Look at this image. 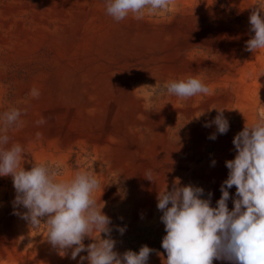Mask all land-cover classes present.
I'll list each match as a JSON object with an SVG mask.
<instances>
[{"label":"bare ground","instance_id":"1","mask_svg":"<svg viewBox=\"0 0 264 264\" xmlns=\"http://www.w3.org/2000/svg\"><path fill=\"white\" fill-rule=\"evenodd\" d=\"M202 1L173 0L168 16L145 15L136 20L129 13L120 22L106 14L101 0H9L0 8V47L11 52V58L27 55L45 43L56 50L50 68L26 73L12 99H5L0 84V115L13 107L27 110L21 117L23 127L9 129L7 147L19 143L24 148L25 170L45 158L60 162L64 174L58 180L73 177L66 148L71 142L90 143L94 158L108 160L112 181L106 198L115 210L103 214L111 220L110 236L116 241L114 251L120 254L138 253L142 246L149 247L154 236L162 241L166 232L157 194L166 185L171 190L177 178L181 186L202 188L203 199L211 193L210 206L216 205L228 178L226 161L237 155L234 137L245 125L251 126L258 113L264 114V71L252 59L256 52L238 65L231 42L241 39L246 43L244 33L217 31L220 35L215 34L213 43L206 30L191 25L190 9ZM25 14H29V26L22 20ZM201 43L205 46L198 48ZM207 43L217 52L216 58L207 57ZM225 67L221 76L205 80L209 70L219 73ZM189 76L201 79L211 93L181 100L166 90L161 95L159 88H140L156 83L162 88L169 80ZM33 87L41 93L38 99L30 95ZM212 107L225 108L232 138L227 143L218 138L217 127L211 124L217 115ZM41 118L46 123L37 126ZM212 134L214 140L209 138ZM148 170L155 182L144 177ZM5 185L0 183V227L14 237L10 229L14 211L24 213L26 209L22 205L14 208L15 188L9 184L6 192ZM232 191L236 193L235 186ZM119 227L125 228L123 234ZM138 229L139 236L129 246L123 235ZM147 232L152 233L149 239ZM47 234L36 241L37 248L26 250L11 240L0 262L52 263L58 252L47 242ZM101 238L107 236L101 233Z\"/></svg>","mask_w":264,"mask_h":264},{"label":"clouds","instance_id":"2","mask_svg":"<svg viewBox=\"0 0 264 264\" xmlns=\"http://www.w3.org/2000/svg\"><path fill=\"white\" fill-rule=\"evenodd\" d=\"M173 0H105L106 14L116 22L123 21L129 13L136 20L145 15L166 12ZM249 17L254 36L246 42V50L252 53L264 49V5L252 7ZM157 88L163 95H174L185 100L198 94L209 95L211 89L201 79L189 76L186 79L169 80L159 85L141 86ZM38 99L40 91H30ZM217 115L215 124L220 134L229 129L224 117L225 108L212 107ZM27 110L10 108L0 115V176H11L16 191L14 208L23 206L27 211L15 215L26 220L31 228L41 223L47 225L46 240L62 257L71 249V259L81 256L83 264H147L154 249L144 245L139 252L127 250L123 254L114 251L116 241L110 236V218L102 213L93 193L100 188L98 178L88 171H77L69 180H57L58 173L44 163L33 164L30 170L22 167L24 148L19 143L10 147V128L23 127L21 117ZM200 116V115H199ZM198 116V117H199ZM46 123L44 118L36 121L37 126ZM211 124H205L210 127ZM37 138L40 133H37ZM210 139H215L212 134ZM237 155L226 161L228 178L221 185V197L217 206H210L208 199L201 198L204 190L192 185L181 186L179 178L157 194V208L165 225L166 235L162 248L167 254L166 264H213L214 260L229 261L230 264H264V114L258 115L251 126H246L233 139ZM213 165L215 161L212 162ZM144 177L155 182L151 170ZM236 188L230 211L227 201L228 189ZM102 195V194H101ZM170 205V206H169ZM43 221V222H42ZM123 234L125 228L119 227ZM93 233L98 235L94 238ZM104 233L107 238H101ZM85 237L94 242L85 246Z\"/></svg>","mask_w":264,"mask_h":264},{"label":"rangeland","instance_id":"3","mask_svg":"<svg viewBox=\"0 0 264 264\" xmlns=\"http://www.w3.org/2000/svg\"><path fill=\"white\" fill-rule=\"evenodd\" d=\"M9 0H0V8L8 3ZM105 3V0H101ZM196 4V3H194ZM200 5L196 7V5H192L190 11L191 15L194 16L192 18V24L194 27L199 28L200 30H206L210 41L213 43L216 41L215 37L217 31H224L227 34L235 33H244L246 37L244 41H248L254 36V33L250 30L251 26L249 23V17L252 13L253 6L264 5V0H205L204 2H200ZM171 13V8L166 12H159L158 15L168 16ZM166 14V15H165ZM190 14V13H189ZM147 15V14H146ZM16 16V15H15ZM22 20L25 22V26H29V14H25L22 16ZM1 16H0V30L2 27L1 24ZM222 29V30H220ZM216 34V35H215ZM203 42V41H202ZM232 47L235 49V57L234 59H239L238 65H243L248 55L251 53L246 50V43H242L241 39L231 42ZM205 46L204 43L198 45V48H202ZM211 45L207 43L206 48H204L208 58H216V51L210 50ZM213 47V45H212ZM9 49V48H8ZM55 48L49 43L41 44L37 46L32 52L24 56H16L11 58L8 50L2 49L0 47V84L5 91V99L9 100L16 96V91L18 90L19 84L21 81L26 80L25 75L29 71L38 73L39 71H45L50 68L53 60V56L55 55ZM227 52L225 58L227 61V65L230 64V55ZM27 57V58H26ZM26 58V59H25ZM29 58V59H28ZM252 59L256 61V63H261V70L264 71V49L258 50L256 52V56H253ZM225 65V66H227ZM226 67L219 73H215L214 71H208V74L205 76V80L214 79L217 75L224 74L226 72ZM217 91V87L214 88V92ZM227 93L229 90L226 91ZM233 104L230 105V107ZM1 113V111H0ZM258 115H261L258 113ZM230 125V123H229ZM3 125L0 126L2 128ZM230 126L228 131L225 134L218 133V138L221 141L227 143L232 138L229 134ZM221 135V136H220ZM229 139V140H228ZM7 147V146H6ZM66 148H69L70 152L67 153L68 160L67 163L71 164V174L74 176L77 171H88L93 173L100 182V188H98L94 193L93 197L96 199L97 204L102 206V202L104 207L102 208V213H112L115 210L114 205L112 206L111 201H108L107 191L109 192V187L112 181V173L107 171V166L109 161H104L102 159H96L90 153L92 148L90 143L84 142H71ZM84 150V151H83ZM225 151V149H224ZM41 163L49 165L53 170H55L57 175V180L59 176H63L64 174V166L61 165L60 162L55 159L51 160L49 158H45ZM62 171V172H61ZM7 177V178H6ZM1 185H5V191L7 192V188L10 185H13V179L9 176H0ZM10 184V185H9ZM221 189V188H220ZM230 198L227 201V205L229 210L231 211L234 208L233 200L236 198L235 192L231 189H228ZM102 194V195H101ZM221 190L219 192V196H221ZM220 199V198H219ZM216 205H212V207H216ZM27 211V210H26ZM10 209L7 207L6 213H9ZM12 222L10 224V229L14 232L15 236L10 237L7 234L8 230L6 227H0V261L4 259L6 253L5 248L6 245H9L11 240L12 244L20 247L22 250H26L27 248L33 247L37 240L42 238L47 233V225L41 223L38 228H31L29 223L20 219L18 215H14ZM17 217V218H16ZM19 219V220H18ZM43 222V221H42ZM124 225V223H121ZM12 227V228H11ZM112 229V227H110ZM137 228V227H136ZM15 230V231H14ZM138 231L134 230L132 232H127V234L123 235L124 240L129 243V246L132 245L134 241H136L135 237H138ZM150 233V234H149ZM17 234V235H16ZM20 234V236H19ZM133 234V235H132ZM138 234V235H137ZM98 234L93 233V237L95 238ZM151 232L146 233V239H149ZM17 237L19 240L14 241L13 239ZM159 236H154L151 239V244H149V248L154 249V256L149 257L148 261L153 262L154 264H166V257H161L162 254L166 253L162 248V241H159ZM28 241V242H27ZM14 242V243H13ZM17 242V243H16ZM94 242L92 238L85 237L83 243L85 246ZM30 243V244H29ZM32 243V245H31ZM2 244V245H1ZM37 245V243H36ZM35 245V248H37ZM25 248H24V247ZM4 249V250H3ZM71 249L68 250L65 256H61L59 254L55 255V257L51 260L49 264H81L80 257L87 256V252H81L75 260L71 259ZM164 252V253H163ZM157 254V255H155ZM58 256V257H57ZM0 262V264H2ZM20 262V261H19ZM18 264H31L29 262H20ZM230 264L229 261L224 260H214L213 264L216 263ZM83 264H89L87 260L83 261Z\"/></svg>","mask_w":264,"mask_h":264}]
</instances>
